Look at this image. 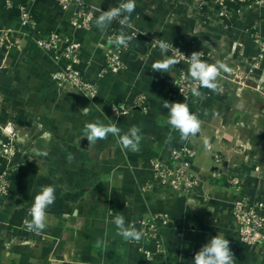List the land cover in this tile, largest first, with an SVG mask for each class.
<instances>
[{
	"label": "crops",
	"instance_id": "obj_1",
	"mask_svg": "<svg viewBox=\"0 0 264 264\" xmlns=\"http://www.w3.org/2000/svg\"><path fill=\"white\" fill-rule=\"evenodd\" d=\"M13 1L29 8L36 27L22 25L18 11L0 0V30L10 29L13 43L0 47V142L6 137L3 128L12 129L20 153L15 160L24 163L12 171L13 185L0 208V264H193L194 254L216 234L230 241L235 264H264L262 247L240 242L231 212V203L244 197L251 205H262L264 214V56L259 58L253 36L258 31L264 36V3L230 4L228 16L220 17L212 0L201 11L194 0H136L130 21L140 31L232 69L221 72L219 92L201 88L202 97L187 99L174 81L179 72L188 73V63L174 65L168 73L152 70L170 52L151 49L138 37L124 55L126 70L104 73L111 47L107 31L114 21L104 32L95 19L90 28L75 29L70 20L77 5L64 12L56 0ZM83 2L96 18L98 10L124 0ZM53 30L81 43L78 67L99 88L94 101L52 79L57 63L36 40ZM235 73L249 86L228 79ZM139 93L147 96L146 111L136 106ZM163 101L186 103L203 122L201 133L181 141L167 123ZM113 103L128 112L114 115ZM85 107L87 115L80 110ZM97 120L115 123L122 132L140 127V150L123 149L111 135L90 144L84 125ZM170 132L172 140L166 143ZM183 146L195 151L192 170L201 178L191 195L160 185L150 169L151 159L168 163L171 149ZM3 164L0 158V168ZM231 176L241 179L237 192L227 185ZM47 185L55 187L56 200L47 209V228L37 235L23 221L31 219L34 197ZM152 214L169 222L161 224L162 252L148 258L144 250L153 251L155 242L146 237L139 243L123 241L112 219L123 215L128 226L140 230L139 221Z\"/></svg>",
	"mask_w": 264,
	"mask_h": 264
},
{
	"label": "built area",
	"instance_id": "obj_2",
	"mask_svg": "<svg viewBox=\"0 0 264 264\" xmlns=\"http://www.w3.org/2000/svg\"><path fill=\"white\" fill-rule=\"evenodd\" d=\"M62 11L67 12L73 5H77L78 10L71 18L70 23L75 29L90 28L95 19L94 10L91 6L86 5L83 0H56ZM197 10L201 11L206 3L210 0H194ZM217 8L216 12L220 17H226L230 13V4L237 6L251 7L253 4H263L264 0H212ZM4 7L7 9H16L19 14V19L22 25L36 27V22L32 18L29 8L24 4H15L13 0H4ZM237 10L239 7L236 8ZM239 11V10H238ZM122 18V17H121ZM132 24V23H131ZM121 30L119 18L114 20L113 26L107 31L108 39L115 38ZM127 35H133L135 39L142 37L149 44L151 49L159 48L156 43L160 38L153 37L147 32L140 31L134 24L131 28H124ZM10 29L0 30V47H9L12 43ZM254 40L259 46V58L264 56V36L258 31L255 32ZM165 41V40H164ZM173 48L169 51L172 55L179 58L180 54L176 52L178 49L186 57H190L191 53H186L179 45L166 41ZM39 48L52 54L57 63V69L51 73V77L57 82L59 86H69L76 89L89 101H94L99 93L97 84L91 81L84 72L78 67L82 63L81 43L73 37L61 34L57 30L50 31L45 37H39L36 40ZM127 47L111 46L105 53L104 69L105 73L120 74L126 70V62L124 55L128 50ZM176 49H175V48ZM203 59V57H202ZM180 63H187L181 59ZM233 82H237L242 87H248L249 81L239 77L236 73L228 77ZM178 93L190 98L193 96L190 91V81L187 73L179 72L174 81ZM257 91H260L259 86H255ZM136 106L143 110H148L147 96L144 93H139L135 99ZM115 109V111L113 110ZM111 110L114 115L121 116L128 112V108L124 105L113 103ZM6 130V129H4ZM9 130V129H8ZM7 132L11 133L12 129ZM16 143L11 137L0 142V158L5 161L9 157L16 154ZM195 156V151L190 147H176L170 151V161L164 163L157 159L150 160V169L156 182L160 185L166 186L171 190L179 191L184 195H191L201 184V178L192 170V159ZM216 159L220 161L217 156ZM241 179L237 176H231L227 179V185L236 192L241 189ZM11 186L10 174L6 168L0 169V199L7 197ZM143 190L147 186L142 187ZM261 209L262 205H251L244 197H237L231 203V212L235 220L236 231L238 238L243 245L252 248L262 247L264 249V214ZM169 220L162 214H152L149 217L143 218L139 221V228L144 233V237L149 238L155 242V249L144 250L148 258L155 254L162 252L161 239V224L165 225Z\"/></svg>",
	"mask_w": 264,
	"mask_h": 264
},
{
	"label": "clouds",
	"instance_id": "obj_3",
	"mask_svg": "<svg viewBox=\"0 0 264 264\" xmlns=\"http://www.w3.org/2000/svg\"><path fill=\"white\" fill-rule=\"evenodd\" d=\"M136 0H124L118 6L108 10H98L99 15L95 18V25L104 32L114 20L119 18L121 30L119 34L110 37L107 43L111 46L127 47L129 42L134 38L133 35H127L124 28H131V14L135 11ZM122 17V18H121ZM136 38V37H135ZM159 48L163 53H168L173 44H169L164 40H157ZM175 48V47H174ZM176 49V48H175ZM180 54L179 58L174 55H167L166 59L156 61L152 65L153 72L168 73L169 69L174 65L185 60L188 67V78L190 81V91L194 97H202L201 88H206L212 92H219L220 85L218 78L221 72L231 73L232 69L222 62L210 64L202 59V52L193 51L190 57H186L182 52L176 49ZM163 107L167 108V123L172 131L178 132L180 140L188 142L195 138L202 130V121L196 113L190 111L186 103L163 101ZM83 115H87L89 108L80 109ZM115 111V109L113 108ZM118 138V143L123 149L132 152L140 150V142L142 140L141 129L138 126H131L126 132L115 124H104L97 120L95 122H87L84 125V136L90 144H95L99 140H106L108 136ZM50 138V137H49ZM172 140L171 132L166 138V143ZM203 144L206 149L210 147L209 139L203 137ZM37 155H47V153L37 152ZM69 159H72L70 156ZM56 200V189L52 185L42 186L38 194L35 195L34 201L28 211L31 219H25L23 224L27 231L34 232L37 235L43 233L47 228V209ZM112 223L118 230V235L127 243H139L144 237V233L135 226H128L126 218L123 215H116L112 219ZM102 240L96 241V246L100 247ZM193 264H235L234 253L230 248V241L222 234H216L207 243H205L199 251L194 254Z\"/></svg>",
	"mask_w": 264,
	"mask_h": 264
},
{
	"label": "rangeland",
	"instance_id": "obj_4",
	"mask_svg": "<svg viewBox=\"0 0 264 264\" xmlns=\"http://www.w3.org/2000/svg\"><path fill=\"white\" fill-rule=\"evenodd\" d=\"M6 128V127H5ZM5 128H3V130L5 129ZM6 130H8V128H6ZM6 130H4V134H5V139L4 140H6L7 138H13L14 139V141H15V143H16V146H17V142H16V135H15V132L13 131V130H11L12 132L11 133H9V132H7ZM10 130V129H9ZM8 130V131H9ZM18 154H20L19 153V149H18V147H17V149H16V154L14 155V156H11V157H9L7 160H5V164H3L2 166H1V168H6V170H8V172H9V174L11 175V173H12V171L14 170V169H16V170H18V169H21L22 167H23V165H24V163L21 161V162H16V158H17V156H18ZM3 161V160H2ZM0 168V169H1ZM10 180H11V186H10V189H9V192H10V190H11V187H12V185H13V183H12V179H11V177H10ZM9 195V194H8ZM7 195V196H8ZM4 199H6V197H3V198H1L0 199V208L2 207V201L4 200Z\"/></svg>",
	"mask_w": 264,
	"mask_h": 264
}]
</instances>
